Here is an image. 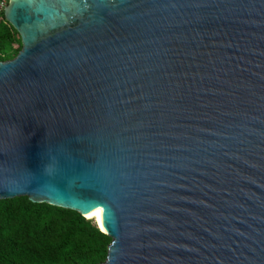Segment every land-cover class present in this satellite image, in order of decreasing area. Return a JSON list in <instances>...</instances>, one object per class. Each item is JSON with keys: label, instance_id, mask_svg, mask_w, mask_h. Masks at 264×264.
Wrapping results in <instances>:
<instances>
[{"label": "water", "instance_id": "1", "mask_svg": "<svg viewBox=\"0 0 264 264\" xmlns=\"http://www.w3.org/2000/svg\"><path fill=\"white\" fill-rule=\"evenodd\" d=\"M0 201L103 212L105 264H264V0H10Z\"/></svg>", "mask_w": 264, "mask_h": 264}, {"label": "trees", "instance_id": "2", "mask_svg": "<svg viewBox=\"0 0 264 264\" xmlns=\"http://www.w3.org/2000/svg\"><path fill=\"white\" fill-rule=\"evenodd\" d=\"M22 49L0 13V64L15 61ZM111 244L94 219L77 212L27 197L0 201V264H105Z\"/></svg>", "mask_w": 264, "mask_h": 264}, {"label": "bare ground", "instance_id": "3", "mask_svg": "<svg viewBox=\"0 0 264 264\" xmlns=\"http://www.w3.org/2000/svg\"><path fill=\"white\" fill-rule=\"evenodd\" d=\"M89 219H94V221L97 225H100L101 227H103V212H100V213L96 214L95 216H93L92 218H89ZM97 221L100 224H98Z\"/></svg>", "mask_w": 264, "mask_h": 264}, {"label": "built area", "instance_id": "4", "mask_svg": "<svg viewBox=\"0 0 264 264\" xmlns=\"http://www.w3.org/2000/svg\"><path fill=\"white\" fill-rule=\"evenodd\" d=\"M10 0H0V13H5V10L8 8Z\"/></svg>", "mask_w": 264, "mask_h": 264}, {"label": "rangeland", "instance_id": "5", "mask_svg": "<svg viewBox=\"0 0 264 264\" xmlns=\"http://www.w3.org/2000/svg\"><path fill=\"white\" fill-rule=\"evenodd\" d=\"M97 223H98V221H97ZM98 224H100V223H98Z\"/></svg>", "mask_w": 264, "mask_h": 264}]
</instances>
